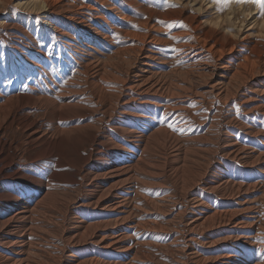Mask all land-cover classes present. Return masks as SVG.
Listing matches in <instances>:
<instances>
[{
    "label": "rangeland",
    "instance_id": "1",
    "mask_svg": "<svg viewBox=\"0 0 264 264\" xmlns=\"http://www.w3.org/2000/svg\"><path fill=\"white\" fill-rule=\"evenodd\" d=\"M38 1L0 0V66L4 64L7 70L2 89L13 90L16 78L23 75L26 83L40 76L42 73L25 64L26 58L38 57L43 58L40 65L47 75L55 77L58 87L85 79L76 70L85 67L88 71L91 65L107 70L105 83L118 85V78L128 74L130 79L136 74L129 63L144 43L145 55H148L146 70L165 79L161 80L167 86L179 83L182 87L183 96L178 98L186 107L182 110V119H176L172 110L162 116L160 105L171 104L173 98L147 91L134 93V99L121 95L112 107L115 112L101 114L104 117L101 124L90 130L107 134L115 121L119 127L133 126L131 128L137 131L151 130L150 133L159 126L166 128L176 140L168 143L158 132L152 137V141L160 145V149L150 151L158 168L167 172L166 164L174 162L171 155L178 150L185 164L184 171L193 175L182 187L170 178L143 183L138 200L169 196L174 199L170 204L173 212L182 210V222L215 211L235 210L238 202L250 203L254 218L249 223L238 225L227 217L225 222L201 225L196 230L199 241L192 242V247L208 258L228 255L234 264H264V8L254 0H49L51 8L48 10L50 6L34 7L33 2ZM247 63H252L249 72L232 79L231 75ZM86 82L83 83L89 86L86 89L89 94L94 87L91 81ZM102 99L98 103L102 101L103 106L106 100ZM145 100L148 103L143 102ZM92 149L93 146L85 148V153L90 155L88 165L98 164L92 157ZM242 155L251 156L247 158L250 163ZM85 184L84 180L82 185ZM209 184L215 188L208 189ZM236 188L240 190L237 196L233 192ZM170 226L148 239L150 243L142 245L148 247L144 252L159 248L161 252H169L167 247L161 246L177 240L175 245L183 247L182 253H189L190 249L184 247L186 238L178 236ZM67 250L65 245L59 261L46 264H64L69 258ZM85 253L88 252L77 255ZM154 259L149 255L138 258L135 263L149 264V260ZM155 263L161 264L157 260Z\"/></svg>",
    "mask_w": 264,
    "mask_h": 264
},
{
    "label": "bare ground",
    "instance_id": "2",
    "mask_svg": "<svg viewBox=\"0 0 264 264\" xmlns=\"http://www.w3.org/2000/svg\"><path fill=\"white\" fill-rule=\"evenodd\" d=\"M33 5L37 9L44 6H50L48 10L51 8L49 0H39L33 2ZM145 48L144 43H141L129 63L134 68V71H130L136 74H131L130 79L128 74H125V78L115 77L120 81L118 85L105 83L103 80L107 70L91 65L88 71L85 67L84 70L77 67L76 73L85 79L78 78L80 81L58 87L55 77L47 75L40 65L43 58L38 57L33 60L26 58L25 64L42 74L33 77L28 83L24 75L16 78V87L9 91L2 89L7 70L4 64L0 66V264L57 262L65 245L68 247L69 258L64 264H136L135 260L148 258L149 255L155 258L149 260V264H156V260L161 264H182V260L183 264H234L228 255L208 258L198 254L192 242L199 241L196 230L206 223H221L227 217L238 225L249 223L254 218L251 213L253 205L238 202L239 207L235 210H214L212 214L208 212L204 216H193L182 222V210L178 209L174 213L173 205H170L174 202L173 198H142L140 202L137 196L143 183L163 182L170 178L182 187V183L193 175L192 172L184 171L185 164L178 150L172 152L174 162L170 161L168 165L165 163L167 172L158 168L159 165L150 154V151L160 149V145L152 141L156 132L161 133V138L168 143L176 140L172 138L174 135L168 134L163 126L150 133L151 130L137 131V128H131L133 126L119 127L116 123L118 121L109 128L112 133L106 134L103 130L102 135L96 132L98 130H90L101 124L104 113L112 110L110 115L115 112L112 107L118 103L121 95L134 99V93L147 91L173 98L171 104L160 105L163 108L162 116L172 110L176 119H182V110L186 109L182 99H178L182 95V87L179 83L167 86L162 81L165 79L161 80L157 73L146 70L148 55H145ZM252 63L243 65L240 71L236 70L231 75L232 79L246 75ZM86 81H91L94 87L89 94L86 93L89 86L83 83ZM57 87L59 90L56 91ZM103 97L106 101H103L102 106V101L101 104L98 102ZM143 102L148 103L146 100ZM157 103L154 105L157 106ZM102 109L106 110L102 113ZM145 118L149 120V117ZM92 146V157L98 164L88 165L90 155L85 153V148ZM242 156L246 160L251 157ZM101 162L105 165L99 164ZM16 173L17 176L10 178ZM84 180L86 184L82 185ZM212 185L209 184L208 189H213ZM233 192L235 196L240 194L237 188ZM169 215H172L171 218ZM169 225L178 236L186 238L187 242L182 246L189 248V253H182L183 247L175 245L178 238L161 246L167 247L169 252H161V248L144 252L148 247L142 245L150 243L148 239L166 231ZM134 244L140 246L135 248ZM152 248L158 249L156 246ZM78 252L88 253L78 256Z\"/></svg>",
    "mask_w": 264,
    "mask_h": 264
},
{
    "label": "snow or ice",
    "instance_id": "3",
    "mask_svg": "<svg viewBox=\"0 0 264 264\" xmlns=\"http://www.w3.org/2000/svg\"><path fill=\"white\" fill-rule=\"evenodd\" d=\"M254 2L257 3L259 6H261L262 8H264V3H262L261 0H254ZM160 23H163V22L161 21ZM172 39H176V38L173 37Z\"/></svg>",
    "mask_w": 264,
    "mask_h": 264
}]
</instances>
